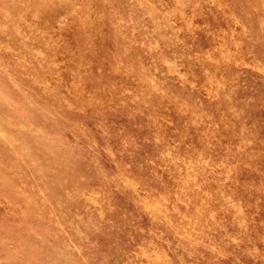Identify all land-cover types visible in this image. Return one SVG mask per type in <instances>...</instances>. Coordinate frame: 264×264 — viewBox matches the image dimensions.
Segmentation results:
<instances>
[{
  "label": "rangeland",
  "instance_id": "1",
  "mask_svg": "<svg viewBox=\"0 0 264 264\" xmlns=\"http://www.w3.org/2000/svg\"><path fill=\"white\" fill-rule=\"evenodd\" d=\"M0 264H264V0H0Z\"/></svg>",
  "mask_w": 264,
  "mask_h": 264
}]
</instances>
